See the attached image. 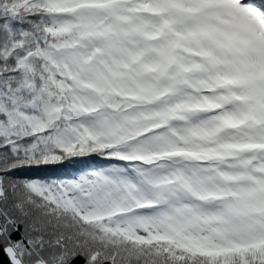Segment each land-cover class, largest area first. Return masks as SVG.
Returning a JSON list of instances; mask_svg holds the SVG:
<instances>
[{
    "label": "snow or ice",
    "instance_id": "6c2138e0",
    "mask_svg": "<svg viewBox=\"0 0 264 264\" xmlns=\"http://www.w3.org/2000/svg\"><path fill=\"white\" fill-rule=\"evenodd\" d=\"M0 264H264V3L0 0Z\"/></svg>",
    "mask_w": 264,
    "mask_h": 264
},
{
    "label": "rangeland",
    "instance_id": "374dc122",
    "mask_svg": "<svg viewBox=\"0 0 264 264\" xmlns=\"http://www.w3.org/2000/svg\"><path fill=\"white\" fill-rule=\"evenodd\" d=\"M247 2L254 3V4H257V5H260L261 3H264L263 0H247Z\"/></svg>",
    "mask_w": 264,
    "mask_h": 264
},
{
    "label": "trees",
    "instance_id": "16d2710c",
    "mask_svg": "<svg viewBox=\"0 0 264 264\" xmlns=\"http://www.w3.org/2000/svg\"><path fill=\"white\" fill-rule=\"evenodd\" d=\"M70 170V169H69Z\"/></svg>",
    "mask_w": 264,
    "mask_h": 264
}]
</instances>
